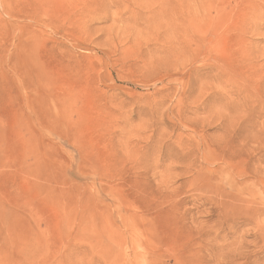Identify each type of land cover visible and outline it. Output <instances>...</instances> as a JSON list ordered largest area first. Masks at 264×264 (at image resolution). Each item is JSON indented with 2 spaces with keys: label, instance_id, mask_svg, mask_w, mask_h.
<instances>
[{
  "label": "rangeland",
  "instance_id": "rangeland-1",
  "mask_svg": "<svg viewBox=\"0 0 264 264\" xmlns=\"http://www.w3.org/2000/svg\"><path fill=\"white\" fill-rule=\"evenodd\" d=\"M0 264H264V0H0Z\"/></svg>",
  "mask_w": 264,
  "mask_h": 264
}]
</instances>
